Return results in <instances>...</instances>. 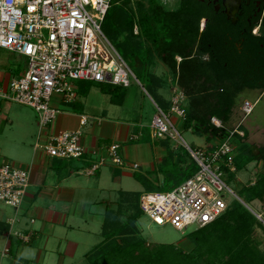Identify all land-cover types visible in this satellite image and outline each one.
Returning a JSON list of instances; mask_svg holds the SVG:
<instances>
[{"label":"built area","instance_id":"2783aa9c","mask_svg":"<svg viewBox=\"0 0 264 264\" xmlns=\"http://www.w3.org/2000/svg\"><path fill=\"white\" fill-rule=\"evenodd\" d=\"M112 4L113 0H0V49L23 56L27 62L21 75L3 83L0 76V109L6 102L33 109L40 128L35 151H43L52 158L81 161L80 173L87 176L96 175L107 163L127 167L120 152L121 145L113 142L103 151L98 146L88 147L83 128L92 120L84 114L80 115L76 129L63 130L46 138L44 132L61 113L53 105L54 95H61L63 102H73L77 97L78 81L129 86L130 76H133L144 88L103 32V23ZM203 28L202 21L201 30ZM138 32L135 26V33ZM185 101L186 96L178 86L172 87L169 109L160 107L153 99L157 112L150 125V136L180 142L199 169L170 191L144 192L140 198V208L149 217L152 227L170 223L183 235L191 227L202 228L222 216L232 204L228 194L238 198L227 179L228 171L235 173L237 170V150L232 139L235 134L245 137V132L237 127L213 149L191 147L176 126V121L186 119ZM254 105L244 101V118L252 114ZM101 122L98 118L92 124ZM212 122L223 127L217 118ZM143 137V132L139 131L132 134L130 140L138 141ZM132 167L136 169L139 165ZM30 185L29 169L8 161L0 163V202L20 209ZM248 206L264 224V211L258 212L250 204ZM13 234L22 243L32 239L30 233L15 231ZM8 252L6 249L5 253Z\"/></svg>","mask_w":264,"mask_h":264},{"label":"trees","instance_id":"16d2710c","mask_svg":"<svg viewBox=\"0 0 264 264\" xmlns=\"http://www.w3.org/2000/svg\"><path fill=\"white\" fill-rule=\"evenodd\" d=\"M203 16L197 0H181L176 10H168L160 0H113L103 32L131 68L138 64L137 70L146 83L144 87L154 101L169 109L170 100L160 98L157 92L167 90L170 80L153 71V67L162 63L173 75L172 87L178 86L186 96L184 128L206 136L208 141L223 142L233 130L228 124L238 96L250 89L263 93L264 77L261 82H258L259 76L250 80L249 61L231 58L229 52L223 50L225 46L218 29L209 26L201 30ZM135 26H138V34ZM94 87L108 94L114 104L125 101L126 93L121 87L95 81H78L77 96L87 97ZM72 106L78 110L79 104L72 102ZM213 118L220 120L223 127L214 125ZM244 141L239 134L232 139L237 146ZM182 157H178L175 168L165 165V169L183 170L182 179L170 185V190L199 169L187 150ZM251 163L261 164L256 180L239 185L237 194L247 204L259 200L264 205V145H249L239 152L235 157L237 170L228 171V178L232 180ZM138 178L143 181V177ZM145 192L160 191L148 189ZM143 193L134 195L121 191L115 202L117 209L108 207L102 225L103 240L86 254L88 264H264V250L254 239V233L263 224L237 199L214 222L187 235L189 250L175 244L147 245L137 236L140 233L137 223L144 215L140 208ZM125 212L130 215L127 223L119 221Z\"/></svg>","mask_w":264,"mask_h":264},{"label":"crops","instance_id":"0c3cea01","mask_svg":"<svg viewBox=\"0 0 264 264\" xmlns=\"http://www.w3.org/2000/svg\"><path fill=\"white\" fill-rule=\"evenodd\" d=\"M1 64L3 66V63ZM26 65L27 62L25 61V65L19 69H12L8 65L5 66L7 70L0 69L1 83L21 75ZM171 90H164L166 95L169 93L165 97L168 100L171 98ZM148 96L153 102L151 95L148 94ZM80 98L77 96L73 103L79 104ZM63 103L67 106L62 109L63 113L61 108L55 105L61 113L44 132L45 138L63 130L79 127L80 116L76 114L77 110L72 106V102ZM68 111L73 112V114ZM137 127L128 123L103 120L93 126V133L96 135L91 136L89 141L85 139V143L87 145L89 143L88 147L90 148L98 146L103 151L104 147L113 142L126 143L131 141L130 137L134 133L142 131L144 134L143 129ZM229 127L230 129L237 128L234 123ZM99 129L102 134L99 133ZM39 133V121L33 109L20 104H2L0 109V163L8 161L18 167L29 169L31 185L20 209L12 208L9 210L0 206V264H70L74 262L80 246V243L71 237L74 226L70 223L71 214L68 208L75 204L77 193L83 191L84 182H82L83 177L80 176L84 175L80 173L83 163L52 158L43 151H35L34 144ZM149 134H144L142 139L151 140V136L148 138ZM160 143L161 151L157 163H154L151 169H147L149 174L143 177V181L140 180L144 185L145 183L150 185L146 186V189H158L167 184L172 186L183 177L182 169H165L167 155H174L173 163L175 166L178 165V157L168 140H161ZM218 143L217 140L208 141V145L214 144L215 146ZM245 148L242 147L237 150V154ZM123 154L128 160H132L131 153L128 154V151L123 150ZM134 164L138 163L129 162L127 167H132ZM259 166L261 167V164ZM167 168L170 167L167 166ZM176 172H180V177L173 176ZM96 174L97 178H101L103 169H100ZM86 178L91 179L92 176ZM114 203L108 204L107 209L109 206L112 207ZM15 231L30 233L32 235L31 241L22 243L13 234ZM98 234L102 235V227ZM100 242L95 244L93 248ZM6 249L9 250L8 253H5Z\"/></svg>","mask_w":264,"mask_h":264},{"label":"rangeland","instance_id":"374dc122","mask_svg":"<svg viewBox=\"0 0 264 264\" xmlns=\"http://www.w3.org/2000/svg\"><path fill=\"white\" fill-rule=\"evenodd\" d=\"M166 5L168 10H176L180 7L181 0H160ZM106 36L110 37L106 34ZM111 41V40H110ZM112 42V41H111ZM113 45L115 46L114 42ZM117 49V48H116ZM118 50V49H117ZM178 59V58H177ZM26 59L18 54H12L6 50L0 49V69L7 70L5 66L11 67L12 69H19L25 65ZM3 63V66L2 64ZM5 63V65H4ZM138 64L132 67V70L140 82L145 85L144 79L141 73L137 70ZM153 71L164 78L170 80V87L172 88L173 75L171 72L162 64L158 63L153 67ZM120 90L126 93L125 101L123 104H114L111 102V98L108 94L103 93L99 88H92L91 92L87 97H81L79 102V109L76 114L79 116L84 114L89 116L92 120L89 125L83 128L85 139L90 140L91 136H95L93 133L92 124L95 119H102V121H114L120 123H128L134 126H138V129H143L144 134L150 133V125L156 114V108L148 96L143 90L142 86L138 84L133 76H130L129 86H119ZM170 92V91H169ZM169 94V93H168ZM167 94V95H168ZM157 95L161 98L167 97L166 91L159 90ZM250 101L254 103V111L251 115L244 118L242 111V105L244 101ZM61 95H54L53 105H57L62 109L67 106L62 102ZM13 103V102H6ZM17 104V103H13ZM21 105V104H20ZM65 113L67 111H64ZM73 114V112L68 111ZM63 113V111H62ZM94 119V120H93ZM234 123L240 131L245 132V141L242 145H235L236 150L249 145L262 146L264 145V92L259 90H246L241 93L237 98V103L233 110L232 120L228 125ZM239 124V125H238ZM176 126L181 136L186 142L193 148H212L214 144L208 145V139L206 136L195 133L192 129L184 128V121H176ZM99 129V133H100ZM102 134V133H100ZM150 136V135H149ZM152 140V141H151ZM145 141L143 139L138 141H129L126 143H120L121 155L126 162L135 163L137 162L139 167H115L111 163H107L102 166L103 174L101 178H97V174L92 176L91 179L86 178L87 176L80 175L83 177V191L77 193V199L73 206L68 208L71 214L70 223L74 226L71 231V237L76 239L80 243V246L75 255L74 262L70 264H88L86 259V252L91 250L95 244L102 240V235L98 234L101 232L103 223L104 213L107 209L108 204L111 205L113 202L118 200L121 191H125L130 194H138L147 191L144 185L138 177H145L149 173L147 169H151L154 163H157V159L160 156L161 151V140L164 139H153ZM168 143L174 148L177 157L185 155L186 148L178 141L168 139ZM216 145V144H215ZM89 146V143H88ZM240 147V148H239ZM124 151L131 153L132 160H128L123 154ZM166 157V166L175 168L173 158ZM165 167V166H164ZM260 166L257 163H251L243 170L239 171L233 178L227 179L230 186L234 190V193L238 195L239 185H246L256 180V176L259 172ZM183 173V172H182ZM180 172L174 173L173 176L180 177ZM148 188V187H147ZM155 191L165 192L170 190V185L167 184L158 189H151ZM239 198H241L238 195ZM229 202L233 203L236 199L239 200L234 194H228ZM242 199V198H241ZM243 200V199H242ZM244 201V200H243ZM245 202V201H244ZM246 203V202H245ZM253 207L258 212H263V204L259 200L252 202ZM0 206L11 210L10 206L0 202ZM117 203H114L112 207L117 209ZM133 213H136V209H133ZM129 214L123 213L122 218H119L120 222L127 223L129 220ZM260 221V220H259ZM263 224V223H262ZM140 233L137 235L143 238L147 245L157 244H175L185 250H189L191 245L186 239L187 235L199 228L191 227L185 235L180 233L172 224L167 223L163 226H153L148 216L145 214L139 219L137 223ZM69 229V228H67ZM254 239L260 245V248L264 250V224L263 227L258 228L254 233Z\"/></svg>","mask_w":264,"mask_h":264},{"label":"flooded vegetation","instance_id":"af4514ba","mask_svg":"<svg viewBox=\"0 0 264 264\" xmlns=\"http://www.w3.org/2000/svg\"><path fill=\"white\" fill-rule=\"evenodd\" d=\"M197 5L204 13L203 30L209 26L218 29L225 46L223 50L229 52L231 58L249 61V79L259 76L258 82H261L264 77V0H197Z\"/></svg>","mask_w":264,"mask_h":264},{"label":"water","instance_id":"95a60500","mask_svg":"<svg viewBox=\"0 0 264 264\" xmlns=\"http://www.w3.org/2000/svg\"><path fill=\"white\" fill-rule=\"evenodd\" d=\"M238 199H239L240 202H242V203H243V204L249 209V206H248L247 203H245V202H244L241 198H239V197H238Z\"/></svg>","mask_w":264,"mask_h":264}]
</instances>
